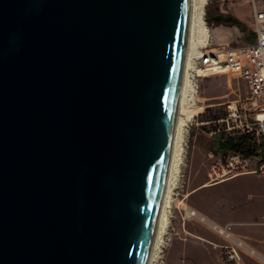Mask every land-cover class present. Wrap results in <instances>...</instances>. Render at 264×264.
Masks as SVG:
<instances>
[{"label":"water","instance_id":"95a60500","mask_svg":"<svg viewBox=\"0 0 264 264\" xmlns=\"http://www.w3.org/2000/svg\"><path fill=\"white\" fill-rule=\"evenodd\" d=\"M193 2L0 0V264H150Z\"/></svg>","mask_w":264,"mask_h":264},{"label":"rangeland","instance_id":"374dc122","mask_svg":"<svg viewBox=\"0 0 264 264\" xmlns=\"http://www.w3.org/2000/svg\"><path fill=\"white\" fill-rule=\"evenodd\" d=\"M223 12L233 17L237 25L210 24V13ZM251 6L249 0H209L206 11L208 28L218 32L208 48L213 50L223 47H239L253 42L251 27ZM248 96V89L237 74L226 73L202 79L198 84V94L191 114H198L190 122L189 135L186 138L185 163L179 187L174 193L170 209L171 225L166 235V243L158 264H228L226 260V241L215 234L205 224L197 220L205 218L221 225L236 224L231 221L246 218L247 203L260 198L257 193H264V175L251 174L228 181L216 189L196 191L207 184H212L209 177L213 164L225 161L232 152L218 153L215 137L223 132L225 103L240 100ZM195 112V113H194ZM189 113V114H190ZM253 169H259L264 159L254 158ZM224 179L223 182L227 181ZM264 206V199H261ZM196 212L197 216H189ZM211 221H209L205 216ZM202 217V218H201ZM264 224V220L262 222ZM221 227V226H220ZM222 228V227H221ZM246 264H258L251 259Z\"/></svg>","mask_w":264,"mask_h":264},{"label":"built area","instance_id":"2783aa9c","mask_svg":"<svg viewBox=\"0 0 264 264\" xmlns=\"http://www.w3.org/2000/svg\"><path fill=\"white\" fill-rule=\"evenodd\" d=\"M251 6V27L254 34L252 43L239 47H223L204 50L193 59L190 76L197 87L207 77L226 73L237 74L248 89L244 99L227 101L223 133L229 136H249L258 143H264V0H249ZM206 49V48H205ZM213 51V52H211ZM252 157L243 153L232 152L225 161L213 164L209 177L212 184L226 178L231 179L243 175H264V164L253 169ZM227 180V179H224ZM207 223L209 227L226 241V260L228 264H246L244 255L251 256L264 263V256L249 247L245 241L232 234V225L220 227Z\"/></svg>","mask_w":264,"mask_h":264},{"label":"bare ground","instance_id":"6f19581e","mask_svg":"<svg viewBox=\"0 0 264 264\" xmlns=\"http://www.w3.org/2000/svg\"><path fill=\"white\" fill-rule=\"evenodd\" d=\"M208 5H209V0H194L193 2V14H192V26H191L186 88L179 110L176 141H175L174 152L171 162L165 203L160 219V224H159L150 264H158L157 263L158 259L161 253L163 252V248L165 247L166 235L171 225L170 209L172 208V203L174 200L173 196L176 189L179 187V183L182 176V167L185 163L186 138L189 135L190 122L198 114V109L195 108L193 110L196 111V114H191L189 112V110L193 108L194 103H196L195 100L197 93L196 84L194 83V81L191 79L190 76V68L192 66L193 59L199 57L203 52V49L208 48L211 42L210 40L212 34L206 23V11ZM189 216L199 217V215L196 212H194L193 214H189ZM203 219L204 221H206L205 218Z\"/></svg>","mask_w":264,"mask_h":264},{"label":"crops","instance_id":"0c3cea01","mask_svg":"<svg viewBox=\"0 0 264 264\" xmlns=\"http://www.w3.org/2000/svg\"><path fill=\"white\" fill-rule=\"evenodd\" d=\"M244 176H249V175L238 176L233 179L244 177ZM233 179L231 178V180ZM231 180H227L225 182L220 181L215 184H207L205 186L198 188L196 191L198 192L204 189H210V190L216 189L217 187ZM256 196H258L260 199L257 201L252 200L251 202L247 203L244 209L246 211L243 214L246 213L248 215L246 218L242 217V219H238V220L232 219L231 220L236 224L235 227L234 226L232 227V234L235 237L240 238L243 241H245L249 247H251L253 250H255L260 255L264 256V224L262 223L264 220V206L261 203V199H264V193L262 192L257 193ZM205 217L209 221H211L207 216ZM197 220H199V218ZM210 223L215 224L217 226H221V227L227 226V224L221 225V224L215 223L214 221H211ZM203 224H205L210 230H212L207 223H203ZM247 259H251L258 264H264L256 258L244 255V260L246 261Z\"/></svg>","mask_w":264,"mask_h":264},{"label":"trees","instance_id":"16d2710c","mask_svg":"<svg viewBox=\"0 0 264 264\" xmlns=\"http://www.w3.org/2000/svg\"><path fill=\"white\" fill-rule=\"evenodd\" d=\"M218 153H243L246 157L264 159V143H258L249 136H229L221 132L215 137Z\"/></svg>","mask_w":264,"mask_h":264},{"label":"flooded vegetation","instance_id":"af4514ba","mask_svg":"<svg viewBox=\"0 0 264 264\" xmlns=\"http://www.w3.org/2000/svg\"><path fill=\"white\" fill-rule=\"evenodd\" d=\"M210 15H209V22L210 24H217V25H222L225 24L227 26H233V25H237V21L233 18L230 17L228 15H225L223 12L219 11L213 14V12L210 11ZM238 26V25H237Z\"/></svg>","mask_w":264,"mask_h":264}]
</instances>
